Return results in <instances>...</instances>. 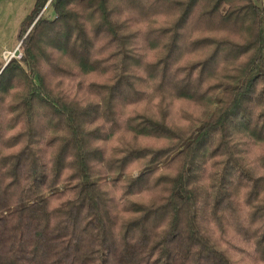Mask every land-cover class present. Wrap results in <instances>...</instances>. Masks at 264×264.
I'll return each instance as SVG.
<instances>
[{"label": "trees", "instance_id": "obj_1", "mask_svg": "<svg viewBox=\"0 0 264 264\" xmlns=\"http://www.w3.org/2000/svg\"><path fill=\"white\" fill-rule=\"evenodd\" d=\"M18 39L0 264H264V0H37Z\"/></svg>", "mask_w": 264, "mask_h": 264}, {"label": "rangeland", "instance_id": "obj_2", "mask_svg": "<svg viewBox=\"0 0 264 264\" xmlns=\"http://www.w3.org/2000/svg\"><path fill=\"white\" fill-rule=\"evenodd\" d=\"M36 1L37 0H0V54L7 62H9L14 55L16 56H14L15 58H21L18 57L21 55V40L18 39V34L23 20L31 13ZM48 13H51V11ZM151 90L150 92H153V89ZM150 96L152 97L154 94L152 93ZM156 98L157 96H154L149 102L150 104H142L139 107L137 105L135 108L129 107L131 109L130 112L138 109V111L141 112L146 111L150 114L154 113L153 107L159 102ZM184 100L185 99L176 100L174 104L170 106V114L175 117L174 119L179 118L180 115H184V112L192 114L202 110L199 105L196 106L194 103ZM116 136L113 138V141L117 143L118 139ZM140 140L143 143L151 142L145 139ZM133 172L136 173L137 169H134Z\"/></svg>", "mask_w": 264, "mask_h": 264}, {"label": "built area", "instance_id": "obj_3", "mask_svg": "<svg viewBox=\"0 0 264 264\" xmlns=\"http://www.w3.org/2000/svg\"><path fill=\"white\" fill-rule=\"evenodd\" d=\"M14 56H15V55H14ZM14 56H13V57H14ZM15 57H16V56H15ZM18 57H21V55H19ZM11 59H12V58H11Z\"/></svg>", "mask_w": 264, "mask_h": 264}]
</instances>
